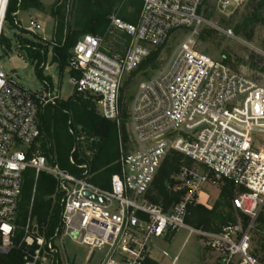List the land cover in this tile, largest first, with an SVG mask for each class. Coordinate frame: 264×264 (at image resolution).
<instances>
[{
    "label": "built area",
    "instance_id": "built-area-1",
    "mask_svg": "<svg viewBox=\"0 0 264 264\" xmlns=\"http://www.w3.org/2000/svg\"><path fill=\"white\" fill-rule=\"evenodd\" d=\"M141 1L137 24L124 22L118 14L111 20L110 29L130 39L125 54L110 53L104 49V38L87 35L78 41L69 60L75 74L70 83L78 92L94 97L100 115L120 127L125 78L164 47L175 31L192 29L166 67L140 84L129 112L136 150L121 155V174L112 177L108 189L91 183L88 165L78 166L83 172L77 176L48 164L40 150V104L61 97L51 91L33 94L0 67V257L22 249L25 264H61L63 259L69 264L55 243L60 240L61 245L71 241L87 247L89 261L102 252L101 264H146L154 239L185 230L200 237L218 255L220 264H264V231L257 224L264 212V86L195 49L193 38L207 23L199 14L207 0ZM246 1L220 3L228 8ZM9 2L3 0L0 10V48ZM67 8L70 11V5ZM40 29L32 23L26 31L36 35ZM82 140L77 138L78 143ZM173 151L191 159L194 167L181 168L175 191L184 195L165 212L150 203L147 195ZM70 162L76 165L73 156ZM28 170L35 172L36 181L47 173L58 182L63 196L61 223L51 241L33 236L37 233L33 200L24 237L17 244ZM226 181L236 186L232 206L248 223L241 218L220 232L190 226V206L211 210L202 204L201 195L208 186Z\"/></svg>",
    "mask_w": 264,
    "mask_h": 264
},
{
    "label": "trees",
    "instance_id": "trees-1",
    "mask_svg": "<svg viewBox=\"0 0 264 264\" xmlns=\"http://www.w3.org/2000/svg\"><path fill=\"white\" fill-rule=\"evenodd\" d=\"M254 2H257L256 5L253 4ZM125 3L126 0H57V4L51 11V15L56 21L52 47L54 51L53 63L59 67L61 74H64L69 66L74 47L80 39L87 35L104 38V49L110 53H126L130 39L123 33L110 29L111 20L115 14H118V17L126 22L130 21L121 8L125 6ZM251 3V11L243 23L236 28V34L249 42L254 40L256 28L259 25H264V0L259 2L253 0ZM69 5L70 11L67 8ZM204 5L200 8L199 14L205 20H210L211 15L207 12L205 16L203 14ZM31 8L45 10L40 0H10L6 23L18 29L17 13ZM19 41L20 47L28 51L29 58L32 61H37L36 73L48 85L49 79L44 76V69L49 45L36 44L22 36ZM4 45H8V40L3 35L1 47ZM163 48L153 51L151 56L130 76H136L148 69L157 70L160 52ZM254 59L253 57V62ZM224 62L229 65L227 57ZM262 71L264 70L262 69ZM125 95L126 90H123L120 100V127L100 115L97 100L96 107L93 102L85 100L77 93L67 100H57L45 106L40 104L39 124L42 135L40 150L48 164L59 166L77 176L83 172L78 166L88 165L91 183L108 189L112 177L121 174V144L128 142L126 132V125L129 122L128 103L134 97L132 94L127 97ZM77 138L83 140L78 143ZM74 149L76 152L73 153ZM72 156L76 165H72L70 162ZM183 166L194 167V162L179 152H171L159 169L147 195V199L152 204L161 206L165 212L170 211L171 207L178 203L184 195V192L175 191L177 184L175 178ZM220 188L221 196L213 210L210 211L200 205L190 206L187 218V223L190 226L195 229L220 232L225 226L236 223L241 218L245 224L248 223V219L238 214L232 206V199L237 191L236 186L232 182L226 181L220 182ZM62 198L58 182L53 177L47 173H41L36 181L33 170H28L25 173L18 216L17 244L24 237L23 228L29 217L33 200L31 213L32 219L37 225V233L33 236L43 237L46 241L53 239L61 223ZM257 224L264 231V212ZM30 250L33 251L34 248ZM0 261L4 264L26 263L22 249L14 250L8 256H1ZM146 264H150V261L148 260Z\"/></svg>",
    "mask_w": 264,
    "mask_h": 264
},
{
    "label": "rangeland",
    "instance_id": "rangeland-1",
    "mask_svg": "<svg viewBox=\"0 0 264 264\" xmlns=\"http://www.w3.org/2000/svg\"><path fill=\"white\" fill-rule=\"evenodd\" d=\"M46 1L53 2L54 0ZM252 1L248 0L239 5L232 3L228 8H224L220 0H208L203 7V14L205 16L207 12L211 18L206 20L207 23L200 27L199 33L193 39L195 49L201 54L219 61H225V57H227L228 64L233 70L253 77L260 85L264 86V71H262V69L264 70V56L261 53L264 52V25H259L256 28L254 40L251 42L236 34V28L243 23L251 11ZM256 3L253 4L256 5ZM121 8L130 20L128 22L123 20L124 22L138 23L143 8L141 0H126L125 6ZM29 24L28 19L24 18L25 29ZM191 32L192 29L175 31L160 52L159 68L157 70L148 69L136 76H127L123 82L121 94L123 90H126V97L130 94L135 97L140 84L154 78L166 67L173 54L188 39ZM3 35L7 38L10 46L4 45L0 48V67L7 74L14 76L24 89L33 94L51 91L53 94H59L61 100H67L77 93L96 105L95 98L78 92L70 83L71 76L75 74L69 66L64 74L60 73L59 67L53 63L54 51L51 46L45 60L47 66L44 69V76L49 79V84L47 85L38 77L36 73L37 61H32L29 58L26 49L19 48V39L22 36L29 41H36V44H45V40L28 34L26 30L13 28L7 23ZM52 37V26H48L44 38L51 41ZM253 57L255 58L254 62ZM127 84L128 86H126ZM133 99L128 103L129 112ZM126 132L128 142L122 145L121 155L136 150L132 142L129 122L126 125ZM217 187L220 188V185L215 186L216 189ZM209 191L214 196L218 194L214 189ZM142 201L143 199H140L141 203ZM55 243L60 249L61 256L69 259V264H101L103 262L104 253L102 252H96L95 256L87 262L85 259L90 253L87 247L77 246L71 241H66L64 245H61L60 240H56ZM150 247L153 257L158 259L160 264H220L216 260V253L208 250L200 237L195 234L190 236L189 232L185 230L170 234L166 238L154 239ZM61 264H67L66 260L63 259Z\"/></svg>",
    "mask_w": 264,
    "mask_h": 264
},
{
    "label": "crops",
    "instance_id": "crops-1",
    "mask_svg": "<svg viewBox=\"0 0 264 264\" xmlns=\"http://www.w3.org/2000/svg\"><path fill=\"white\" fill-rule=\"evenodd\" d=\"M40 3L43 5L45 10H38V9L31 8V9L19 11L17 13V24L19 26L18 29L19 30L20 29L26 30L28 27L31 26L32 23L38 24L39 26H41V29L37 32L36 35H33V36H37V38H39L41 40L42 39L45 40L46 43L42 44V45H47L48 44L49 47L50 46L52 47V44H53V41H54V36H55V31H56V21L52 17L51 11L55 7V5L57 4V0H54L53 2H47L46 0H40ZM24 18L28 19V21L30 22L29 26L26 29L24 28ZM48 26H52V29H53V37H52L51 41L46 40L44 38V36L46 34V29H47ZM34 42H36V41H34ZM38 44H40V43H38ZM19 48L22 49L20 47V41H19ZM45 66H47V63L45 64ZM44 92H42V93H44ZM59 100H61V98ZM213 189L218 192L217 196H214L211 193V191H209V190H213ZM220 196H221V188L217 187V189H216L213 186H208L205 189V192L201 195L200 199H201L202 204L211 206L212 207L211 210H213L214 207H215V204L220 199ZM208 210H210V209H208ZM88 256L85 259L87 262L89 261L88 260L89 259ZM216 260L218 261V255L217 254H216ZM68 261H69V259H68ZM149 261H150V264H155V263L156 264H160L158 259H155L153 257L151 247H150V259H149ZM218 263H219V261H218Z\"/></svg>",
    "mask_w": 264,
    "mask_h": 264
},
{
    "label": "bare ground",
    "instance_id": "bare-ground-1",
    "mask_svg": "<svg viewBox=\"0 0 264 264\" xmlns=\"http://www.w3.org/2000/svg\"><path fill=\"white\" fill-rule=\"evenodd\" d=\"M4 4H5V3H3V0L0 1V10H1V11L3 10Z\"/></svg>",
    "mask_w": 264,
    "mask_h": 264
},
{
    "label": "water",
    "instance_id": "water-1",
    "mask_svg": "<svg viewBox=\"0 0 264 264\" xmlns=\"http://www.w3.org/2000/svg\"><path fill=\"white\" fill-rule=\"evenodd\" d=\"M89 197H91V196H89ZM91 198H93V197H91ZM101 201V200H100Z\"/></svg>",
    "mask_w": 264,
    "mask_h": 264
}]
</instances>
